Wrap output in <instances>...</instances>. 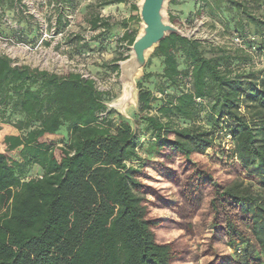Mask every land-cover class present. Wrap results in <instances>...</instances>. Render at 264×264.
Masks as SVG:
<instances>
[{
	"label": "trees",
	"instance_id": "16d2710c",
	"mask_svg": "<svg viewBox=\"0 0 264 264\" xmlns=\"http://www.w3.org/2000/svg\"><path fill=\"white\" fill-rule=\"evenodd\" d=\"M58 1L64 29L77 0ZM189 1L185 19L170 1L173 24L204 16L245 47L170 34L137 80L134 120L93 78L0 53V123L19 132L0 143V264H264V0ZM129 2L90 5L99 39L115 30L99 10ZM138 21L121 23L120 48ZM68 43L73 57L92 50L80 34Z\"/></svg>",
	"mask_w": 264,
	"mask_h": 264
},
{
	"label": "rangeland",
	"instance_id": "374dc122",
	"mask_svg": "<svg viewBox=\"0 0 264 264\" xmlns=\"http://www.w3.org/2000/svg\"><path fill=\"white\" fill-rule=\"evenodd\" d=\"M98 1L77 0V7L74 10L65 7L67 19L70 23L64 29L59 28V7L63 9V6L58 3V0H16L13 6H11L10 2L6 1L0 9V53L12 58L13 63L16 65H29L32 68L49 70L59 75L78 72L86 77L94 78L96 85L102 92H110L115 97L114 101L109 103L110 108L134 120L133 117L138 108V101L130 109L129 113L125 115L116 107V102L123 94V84H121L120 80L121 73L118 74V72L112 71L106 73L103 70V72L99 73L98 70H100L99 67L103 63L112 62L120 52H124L126 56L132 55L131 48L126 42L120 48V41L118 39L124 32L121 23L125 19L131 15H139L140 18L139 11L138 13H132L131 3L139 6L141 0H129L131 2L126 6L122 5V8L116 9L114 6H108L105 9H100L101 15L104 18H109L115 26L114 31L101 39L98 38L101 31H94L91 25L86 22L87 15L90 14V5L96 4ZM170 8L171 3L167 10L168 16ZM142 23L141 20L137 23H132L131 26L140 31ZM206 23L199 24L198 26H177L188 37H193L194 34L196 39L210 40L216 44L234 47L232 45L233 37L231 38L223 33L221 27L214 29ZM75 34L84 36L86 41L92 45L90 52H82L80 55H75V57L71 55L74 51L68 41ZM145 69L136 79V84L137 80L145 74ZM138 93L137 89V98ZM1 125L0 123V143L3 134H6L3 129L9 128ZM220 143L227 150L233 149L230 139L222 137ZM207 159L209 160L210 157L207 156ZM213 162L219 168L225 166L218 160L216 161L218 164L215 161ZM39 173L40 171L37 168L33 174L37 176ZM173 201H175V198H173ZM155 213L164 219H168L173 215V212L170 210H155ZM177 234L178 232L176 231L168 234V236L172 238Z\"/></svg>",
	"mask_w": 264,
	"mask_h": 264
},
{
	"label": "water",
	"instance_id": "95a60500",
	"mask_svg": "<svg viewBox=\"0 0 264 264\" xmlns=\"http://www.w3.org/2000/svg\"><path fill=\"white\" fill-rule=\"evenodd\" d=\"M170 0H141L139 3L142 27L138 37L131 47L132 55L120 64L121 83H134L135 91L138 89L136 78L144 71L150 56L155 49L170 34L187 35L177 25L173 24L167 10Z\"/></svg>",
	"mask_w": 264,
	"mask_h": 264
},
{
	"label": "bare ground",
	"instance_id": "6f19581e",
	"mask_svg": "<svg viewBox=\"0 0 264 264\" xmlns=\"http://www.w3.org/2000/svg\"><path fill=\"white\" fill-rule=\"evenodd\" d=\"M121 84H123V94L121 98L116 102V107L125 115L128 114L130 109H132V107L136 105L138 100L136 97L134 83Z\"/></svg>",
	"mask_w": 264,
	"mask_h": 264
},
{
	"label": "crops",
	"instance_id": "0c3cea01",
	"mask_svg": "<svg viewBox=\"0 0 264 264\" xmlns=\"http://www.w3.org/2000/svg\"><path fill=\"white\" fill-rule=\"evenodd\" d=\"M181 5L178 7V10L184 11V14H182V18L185 19L184 17H186L190 12L194 11L195 6L192 2H190L189 0H179ZM123 5V4H122ZM122 5H114V7L117 8H122ZM126 6V5H124ZM1 126H7L9 128H4L3 131H5V133L7 135H18L19 132L17 131L16 128L8 126V125H1ZM37 168H35L36 170ZM39 171V168H38Z\"/></svg>",
	"mask_w": 264,
	"mask_h": 264
},
{
	"label": "built area",
	"instance_id": "2783aa9c",
	"mask_svg": "<svg viewBox=\"0 0 264 264\" xmlns=\"http://www.w3.org/2000/svg\"><path fill=\"white\" fill-rule=\"evenodd\" d=\"M208 21V18L202 16V19H197L194 23L195 26H198L199 24L202 25V23H206ZM193 37L196 38L193 34ZM232 45L234 47L244 48V39L240 37L239 35H234L232 38ZM86 77V76H84ZM90 78V77H87ZM94 79V78H93Z\"/></svg>",
	"mask_w": 264,
	"mask_h": 264
}]
</instances>
